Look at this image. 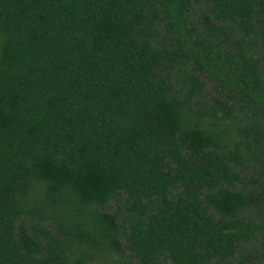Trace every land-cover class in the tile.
Returning <instances> with one entry per match:
<instances>
[{"label":"trees","instance_id":"1","mask_svg":"<svg viewBox=\"0 0 264 264\" xmlns=\"http://www.w3.org/2000/svg\"><path fill=\"white\" fill-rule=\"evenodd\" d=\"M0 264H264V0H0Z\"/></svg>","mask_w":264,"mask_h":264}]
</instances>
